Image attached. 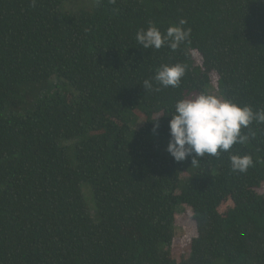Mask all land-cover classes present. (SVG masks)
Here are the masks:
<instances>
[{
    "label": "trees",
    "instance_id": "obj_1",
    "mask_svg": "<svg viewBox=\"0 0 264 264\" xmlns=\"http://www.w3.org/2000/svg\"><path fill=\"white\" fill-rule=\"evenodd\" d=\"M62 6L0 0V264H264V123L194 165L167 151L176 103L211 94L213 76L220 97L264 109V0ZM181 20L191 34L175 51L136 41L141 29L166 33ZM164 64L185 67L178 87L155 80ZM51 78L73 92L57 88L19 113L26 86ZM232 155L253 165L235 172ZM185 209L188 258L172 252Z\"/></svg>",
    "mask_w": 264,
    "mask_h": 264
},
{
    "label": "clouds",
    "instance_id": "obj_2",
    "mask_svg": "<svg viewBox=\"0 0 264 264\" xmlns=\"http://www.w3.org/2000/svg\"><path fill=\"white\" fill-rule=\"evenodd\" d=\"M186 22L170 26L166 33L157 27L149 26L136 33V41L143 49L159 50L169 47L177 50L188 41L191 30L185 29ZM185 74L182 64L161 65L155 80L162 87H178ZM147 90L152 87L150 81H144ZM253 121L264 123V109L254 111L250 106H240L226 98L211 94H200L195 98L183 99L176 103L175 112L169 121L170 140L167 151L176 162L195 157H218L221 152H228L235 144L246 143L248 137L242 134V128ZM155 124L153 132L158 130ZM232 170L244 173L253 165L251 156L232 155Z\"/></svg>",
    "mask_w": 264,
    "mask_h": 264
},
{
    "label": "rangeland",
    "instance_id": "obj_3",
    "mask_svg": "<svg viewBox=\"0 0 264 264\" xmlns=\"http://www.w3.org/2000/svg\"><path fill=\"white\" fill-rule=\"evenodd\" d=\"M96 0H63L62 12H70V13H79L82 11H89L94 7ZM202 63L201 58L195 54V65L200 66ZM216 77H212L213 89L210 90L211 94L219 96V92L216 87ZM60 88L63 92L69 93L73 92L72 88L64 83H58L56 78H51L48 82L45 83H29L25 90L28 94L25 103L18 110L19 113L23 114L29 111L33 103L38 101L40 98L45 96H51L54 94V91ZM10 113V111L8 112ZM7 113V114H8ZM144 119V118H143ZM142 121L144 122V120ZM76 143V142H75ZM73 143H67L68 145H72ZM187 170V171H186ZM191 173V169H185V176H189ZM83 193L85 196V200L88 206H94V197L93 194L89 191V186H83ZM92 214L95 215V211L91 209ZM192 213L188 210H180L176 217V225H175V237L174 243L172 247V252L181 254L184 258H188L190 255L191 244L190 240L194 236V223H192ZM216 264H230L226 257H222Z\"/></svg>",
    "mask_w": 264,
    "mask_h": 264
}]
</instances>
